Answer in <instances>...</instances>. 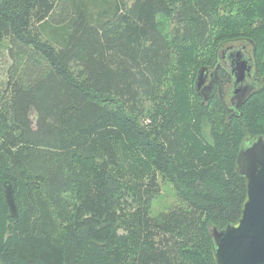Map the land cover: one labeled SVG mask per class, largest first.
Returning a JSON list of instances; mask_svg holds the SVG:
<instances>
[{
  "label": "trees",
  "instance_id": "trees-1",
  "mask_svg": "<svg viewBox=\"0 0 264 264\" xmlns=\"http://www.w3.org/2000/svg\"><path fill=\"white\" fill-rule=\"evenodd\" d=\"M4 39L0 264H214L213 229L245 198L237 154L264 138V84L235 107L195 79L232 42L262 61L264 0H0ZM160 179L179 202L153 215Z\"/></svg>",
  "mask_w": 264,
  "mask_h": 264
},
{
  "label": "water",
  "instance_id": "water-1",
  "mask_svg": "<svg viewBox=\"0 0 264 264\" xmlns=\"http://www.w3.org/2000/svg\"><path fill=\"white\" fill-rule=\"evenodd\" d=\"M240 55L239 52L237 56ZM236 82L245 79L250 67L239 59ZM204 82V68L197 72L195 87ZM236 171L244 177L246 193L239 219L225 228L213 229L214 264H264V138L259 136L242 146L236 158ZM12 216H17L14 188L9 180L2 184Z\"/></svg>",
  "mask_w": 264,
  "mask_h": 264
},
{
  "label": "flooded vegetation",
  "instance_id": "flooded-vegetation-1",
  "mask_svg": "<svg viewBox=\"0 0 264 264\" xmlns=\"http://www.w3.org/2000/svg\"><path fill=\"white\" fill-rule=\"evenodd\" d=\"M246 47L245 44L238 42L229 43L222 49L221 55L215 61L199 68H204V82L197 89L203 101H208L218 94L224 102L234 103L235 107H239L250 90L260 83L264 84V58L260 61L256 54L253 51L249 52ZM238 52L240 55L237 56ZM239 59L247 60V66L250 69L245 79L238 83L235 76L239 67L237 64ZM259 66H262L261 75ZM222 90L231 91L227 95Z\"/></svg>",
  "mask_w": 264,
  "mask_h": 264
},
{
  "label": "rangeland",
  "instance_id": "rangeland-1",
  "mask_svg": "<svg viewBox=\"0 0 264 264\" xmlns=\"http://www.w3.org/2000/svg\"><path fill=\"white\" fill-rule=\"evenodd\" d=\"M71 9V7H69ZM93 8V7H90ZM102 10L101 6L97 10L94 9V15L98 11ZM70 13V12H69ZM66 15V12H65ZM63 17V13H58L57 16L53 19L48 21L47 23H44V28H43V34L44 36H54L57 25L56 21L61 19ZM161 22V19H160ZM65 26V25H64ZM174 24L172 22H164V24L161 23V30L162 32L168 33L174 28ZM250 51H253L250 44L246 45ZM8 47H9V40L4 39L0 42V90H3L7 81V71L8 67L10 66L11 59L9 58L8 55ZM204 59H207L209 56L203 55L202 56ZM199 70V69H198ZM198 72V71H197ZM33 119H35L34 114L31 115ZM160 182V191L157 195V197L152 201V206H151V213L153 215H158L161 212H164L179 202V198L177 195V191L174 187V185L169 182V181H164V180H159Z\"/></svg>",
  "mask_w": 264,
  "mask_h": 264
}]
</instances>
